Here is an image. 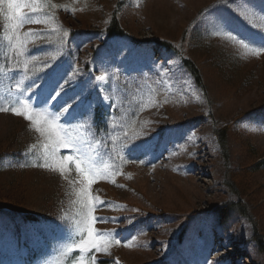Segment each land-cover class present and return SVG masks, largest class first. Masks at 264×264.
<instances>
[{
    "label": "rangeland",
    "instance_id": "1",
    "mask_svg": "<svg viewBox=\"0 0 264 264\" xmlns=\"http://www.w3.org/2000/svg\"><path fill=\"white\" fill-rule=\"evenodd\" d=\"M14 3L35 22L0 0V264H264L212 215L229 170L264 235V0Z\"/></svg>",
    "mask_w": 264,
    "mask_h": 264
},
{
    "label": "trees",
    "instance_id": "2",
    "mask_svg": "<svg viewBox=\"0 0 264 264\" xmlns=\"http://www.w3.org/2000/svg\"><path fill=\"white\" fill-rule=\"evenodd\" d=\"M105 30L107 32L106 33L107 36L124 35V31L122 30L115 13L112 14L111 20ZM158 47L169 49L170 45L169 43L162 41L159 43ZM183 64L187 68L191 76L193 77L196 85L199 86L201 89H204V83L202 80L200 70L195 65V63L190 59L185 58L183 59ZM95 114L97 121H100L103 118V115L100 111L99 112L97 111ZM230 124L232 125L233 123L232 122L227 123L226 124L227 127H225L226 125H224L219 131H217V138L225 160L228 151V146L226 144L227 142L226 130L229 128ZM226 163L228 165V161H226ZM263 163L264 161H261L260 163H257L256 166L260 167ZM224 180L226 182V186L229 188V197L225 201L216 204L212 209V215L214 217L216 228H218L220 231L226 232L231 228V226L234 223V220L238 216H242L246 218L252 224V238L255 240L256 247L260 253L262 252L264 254V235L257 228V223L252 218V214H251V210L252 208H254L253 203L255 201V192L247 188L248 186L247 179H244L239 176L231 177L229 170L227 174H225ZM246 195L247 198L245 199L244 197ZM5 212L7 213V217H9L12 220H16L18 218L14 214V212L10 210H6ZM22 219L26 221H36V220H40L41 218H38L37 216L34 215L26 214L22 216ZM97 262L98 264H105L106 259L99 258L97 259Z\"/></svg>",
    "mask_w": 264,
    "mask_h": 264
},
{
    "label": "snow or ice",
    "instance_id": "3",
    "mask_svg": "<svg viewBox=\"0 0 264 264\" xmlns=\"http://www.w3.org/2000/svg\"><path fill=\"white\" fill-rule=\"evenodd\" d=\"M21 7H22V5H20V4H16V3H14V0H8V8L12 11V15L9 17V19L10 20H14V21H16L17 23H16V26H18V25H22L23 23H25V22H35V21H31L30 20V18L29 17H27V16H24V15H22V13H21ZM36 9H33V11H35ZM100 79H103V77H100ZM63 86H61V88H62ZM67 109H65V111H66ZM61 143V146H63V147H68L69 146V144H68V142H64V141H61L60 142ZM64 160H70L71 159V157H64L63 158ZM79 165H77V168L79 169ZM88 182H89V184H91L92 183V180L91 179H89L88 180ZM91 234V233H90ZM93 247H95V244H93L92 245Z\"/></svg>",
    "mask_w": 264,
    "mask_h": 264
}]
</instances>
